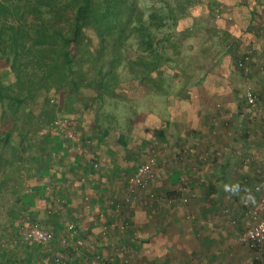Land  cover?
I'll return each mask as SVG.
<instances>
[{"label":"rangeland","instance_id":"1","mask_svg":"<svg viewBox=\"0 0 264 264\" xmlns=\"http://www.w3.org/2000/svg\"><path fill=\"white\" fill-rule=\"evenodd\" d=\"M137 2L146 18L170 15L177 21L170 24L169 63L162 79L142 81L130 70L128 62L143 54L133 36L121 47L122 62L104 95L83 84L79 91L42 94L30 103L34 124L41 129L29 136L28 159L12 162L17 136L10 147L0 146V154L10 161H3L0 172V181L5 180L0 188V264H198L186 249L197 243L198 250H209L196 235L218 230L217 218L209 219L207 231L198 229L204 202L192 181L206 166L217 164V158L210 146L194 142L190 134L206 137L208 119L216 120L213 130L220 129L221 116L209 115L208 108L226 112L228 130L240 115V128L242 122L252 125L258 140L264 134V97L254 103L245 100L249 88L264 84V0ZM158 24L153 31L161 32L160 38ZM244 53L246 63L238 67ZM246 154L242 162L250 166L252 158ZM151 156L159 178L163 170L179 173L177 198L162 186L165 178L163 183L153 178L147 190L130 195L131 178ZM110 171H118V177ZM92 183L94 194L87 189ZM256 185V190L264 188V175ZM76 188L78 199L72 205L68 198ZM93 195L103 197L95 208ZM261 195L244 193L248 207L237 216L229 208L227 213L221 210L231 236L222 257H211L210 264H264V250L253 251L241 242L252 214L263 216L264 198L256 199ZM35 228L52 233V242L27 240Z\"/></svg>","mask_w":264,"mask_h":264},{"label":"trees","instance_id":"2","mask_svg":"<svg viewBox=\"0 0 264 264\" xmlns=\"http://www.w3.org/2000/svg\"><path fill=\"white\" fill-rule=\"evenodd\" d=\"M175 22L170 15L146 18L137 0H0V146L20 138L12 162L28 159L29 136L40 127L30 103L42 94L79 91L83 84L104 95L122 62L121 47L133 36L143 54L128 62L130 70L142 81L161 80ZM157 23L160 38L153 31ZM247 54L239 65L232 55V66L245 64ZM252 92L257 100L264 97V88ZM2 155L0 172L3 161L10 163ZM168 195L177 198V192Z\"/></svg>","mask_w":264,"mask_h":264},{"label":"crops","instance_id":"3","mask_svg":"<svg viewBox=\"0 0 264 264\" xmlns=\"http://www.w3.org/2000/svg\"><path fill=\"white\" fill-rule=\"evenodd\" d=\"M261 59L263 60L264 58ZM263 88H264V84L261 86L260 90H263ZM208 109L209 110L207 111L209 115L212 116L213 113L214 114L218 113L221 116L218 119L220 124V129L213 130L212 126H214L215 124L213 122H216V120L214 119L213 122H211V120L207 118L209 130L206 131V137L204 136L200 139L199 138L200 135L197 138H195V136L193 137V135L191 134L190 136H192V140L194 142L200 141V143H202L203 145L210 146V152L211 153L213 152L212 153L213 156L216 155L217 159L214 161L217 164H213L212 166L210 165L206 166L205 169L203 168L204 171L200 172L198 175L196 174L195 172L196 170H195L193 175H197L198 178L201 177L202 183H200V181H198L197 178L195 181L194 180L192 181L193 182L192 186H194L195 190L199 192L201 190L200 192L202 194L201 200L202 202H204L201 205L203 206V208L201 209L200 212L201 224L198 225V229H203L204 231H207L206 229L207 227H209V219L217 218V220H214L215 222L214 225L218 227V230H210L209 236H207L208 233H205V236H201V238L200 235H196L198 237V240L202 242L201 244L204 246V248L208 247L209 250L205 249L204 251L202 249H199L200 250L199 251L197 248L198 247L197 243H195L197 245L196 248L186 249L185 254L187 253L191 257H197L199 260L198 264H210L209 259L211 257L214 258L215 256L216 259L217 257L219 258L222 257L220 256L224 253L222 248L224 247L225 244H228L227 243L228 239H230L231 236L230 229L228 226H226V223H224L225 214L224 211L221 213V210L225 209V213H227L228 210L226 208H229L233 211V214L235 213L236 216L238 215V213L243 212L246 206L248 207L244 197V193H247L248 191L253 192L254 195H258L261 193L262 194L261 196L256 197L258 201L261 200L262 197L264 198V188L256 190L257 188L256 184H258V180L264 175V173L261 172V170H259L258 166L256 165L259 164L258 161H263L264 159L263 158L264 152L262 151L264 150V136L260 137V140L256 139L254 136H257L258 133L256 130L252 129V125H248V123L245 124L244 122H242L243 125L240 128L239 127V124L241 123L239 121L240 115H237V118H235L234 120L235 122H232L234 125L232 126V128L228 130L226 125L229 124L225 122V120L227 119L225 114L226 112L225 113L221 112V109H217V110L214 108H208ZM220 119H222L223 122ZM195 126H198V122ZM246 153L250 154V157L252 158L253 161V163L250 166H245L244 164H242L243 157L247 155ZM263 165L264 163L259 164V166H263ZM117 173L118 171L112 173L110 171V175L114 177H118ZM178 174L179 173L176 172L175 169L169 172L166 170L160 171V175H161L160 178L162 183H163V179L165 178L164 184L162 186L166 187L171 192H175L176 189L174 187H175V183L177 182V178H179ZM154 178L156 179L159 178V174L158 172H156V170H155ZM93 185L94 184L92 183L89 187H87L88 192L91 194H94L96 192L94 188L95 186L93 187ZM198 185H200V187H198ZM232 185L234 187H232ZM65 187L68 188L67 192H69L71 189L69 180H68V184L67 185L65 184ZM157 187H159L158 183H157ZM234 188L235 190L232 191ZM73 191L74 192L72 196L68 199L70 202H72V205H75L78 199L75 195V193H77V188ZM82 191L83 190L79 192L82 193ZM96 195H93L91 200L93 201L92 203L94 208L103 203L102 201L103 197L99 198L97 197L98 195L97 196ZM95 199L96 200L100 199V201L94 202ZM198 209L199 207L196 210ZM239 209L242 211H239ZM215 210H217V215H214ZM180 221H182V219L179 220V222ZM242 221L244 220H240L241 224L243 223ZM211 226L213 225L211 224L210 227ZM225 226L228 227L227 230H225ZM211 232L212 235H210ZM188 236L191 235L189 234ZM188 240L191 242V238H188ZM217 244H221L220 249L216 247ZM209 246H211L213 250H211ZM177 262L178 261H176V263ZM178 264H189V262L188 261H186L185 263L179 262Z\"/></svg>","mask_w":264,"mask_h":264},{"label":"built area","instance_id":"4","mask_svg":"<svg viewBox=\"0 0 264 264\" xmlns=\"http://www.w3.org/2000/svg\"><path fill=\"white\" fill-rule=\"evenodd\" d=\"M246 97L249 103H254L255 97L253 96V92L250 88L246 91ZM155 161V156H151L149 157L148 161L143 163L137 169L134 176L130 180V195L141 192L143 190H147L149 188L150 183L155 176L153 170ZM150 197L153 198L154 195H151ZM186 202V198L182 200V203ZM140 203L143 204L146 203V201ZM251 218V225L242 235L241 242L248 246L251 250L260 252L264 250V213L262 216L258 212H254ZM233 223H235V221ZM68 229L71 231L73 229V226H70ZM26 239L29 241L49 244L53 240V234L42 231L40 228H35L30 231Z\"/></svg>","mask_w":264,"mask_h":264}]
</instances>
